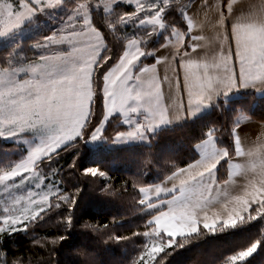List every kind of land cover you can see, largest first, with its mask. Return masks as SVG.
<instances>
[{"label":"trees","instance_id":"obj_1","mask_svg":"<svg viewBox=\"0 0 264 264\" xmlns=\"http://www.w3.org/2000/svg\"><path fill=\"white\" fill-rule=\"evenodd\" d=\"M194 1L170 0L164 13L165 29L158 25L141 26L139 20L153 10L139 12L124 2L114 5L108 14L101 7L100 0L66 2L71 7L76 3L91 4V21L102 34L105 44L93 75L92 115L77 140L56 151L51 159L45 158L38 163L44 177L54 175L58 179L61 192L51 199L45 212L26 224V230L24 225L20 230L0 235V264L5 259L7 264H133L143 245L149 242L143 232L150 231L148 221L154 216H143L146 206L139 203L142 199L139 189L160 185L172 172L200 160L196 145L207 138L205 134L209 129L215 130L217 146L229 152L218 169V180H225L227 164L235 155L232 130L236 121L242 116L264 122V97L253 92H244L230 100L220 99L208 114L150 132L148 144L110 148L114 137L128 128L122 124L120 116L114 115L104 127L100 137L102 145L89 146V130L99 126L105 117L106 104L102 95L105 76L121 61L129 41L147 40L146 44L140 45L141 50L155 52V56L142 57L138 66L154 63L156 53L173 37V29L187 32L185 13ZM223 2L227 4V0ZM117 14L131 19L118 24L113 31L109 25L117 21ZM44 38L43 34H37L13 45H3L0 48V69H14L34 62L49 51L34 47ZM25 155L22 145L0 136V174L22 161ZM88 168H99L106 176L85 175L84 170ZM59 194L73 196L75 205L69 208L62 203L60 208H55ZM255 207L252 215H257ZM69 215L71 225L65 223ZM242 215L245 221L241 223L237 219L235 227L223 228L220 223L215 231H209L200 225L198 234L177 237V244L166 248L157 257L156 264H231L229 257L257 241L256 251L238 264H264V215L254 220L247 219L248 213ZM60 236L66 239L54 244L53 241ZM117 236L123 239H115Z\"/></svg>","mask_w":264,"mask_h":264},{"label":"snow or ice","instance_id":"obj_2","mask_svg":"<svg viewBox=\"0 0 264 264\" xmlns=\"http://www.w3.org/2000/svg\"><path fill=\"white\" fill-rule=\"evenodd\" d=\"M118 0H106L104 10L107 11L109 7H113L114 3ZM62 3V0H19V8L24 9L25 12L14 10L11 3L0 5L3 11H0V17L6 16L7 20L0 19V23L6 24L5 30H0V36L16 28L21 22L35 14L38 7H52ZM138 3V0H137ZM170 0H159L158 3L150 5L152 12H149L144 18L139 20L140 24H153L159 25L161 29L166 28L164 13L169 7ZM89 5L85 3H76L74 6V15L69 17V24L74 19H80L83 17V26L79 32L72 30L69 32L67 37H60L57 39L55 34L51 37L46 38V43L37 45V47H47L52 43H65L73 45V51L65 57H60L56 62L48 65L52 70L51 74H55L57 70L64 71H75L77 61H88L90 59H96L100 56L96 54L89 41V46L86 49H77L73 41L78 37H87L90 34L100 38L99 31L92 26L89 18L87 9ZM99 7V5H97ZM143 5L138 3V8L143 10ZM130 17L126 18L123 15L117 14V21L112 22L109 27L115 31L118 24L126 23ZM224 23V21L222 20ZM192 22L189 21V30L191 29ZM240 27L256 29V25H241ZM237 32V26L233 25V34ZM259 33L264 36V25L259 26ZM173 34H176V30L173 29ZM192 41H199L202 39L201 36H190ZM227 39V37H225ZM147 40L141 41L132 39L129 41V45L135 49V51H125L121 56V61L112 69L110 73L105 76V81L109 79V75L114 74L116 100L113 102L115 106L108 108L105 112L104 120L100 122L99 126L90 129V136L92 140H96L102 135V128L104 122L113 113L119 112L125 117V122H131L129 117L130 113L143 112L144 122L136 123L135 127L127 133H119L116 136L117 140H128L133 138H143L146 131H153L155 127L169 122L168 108L162 106L161 101L163 100V93L161 91V82L158 78L154 77L151 80L144 81L141 79V75H133V68L136 67V62L145 56H155V52L143 51L140 45L146 44ZM166 46V45H165ZM193 52L196 51L199 45H190ZM188 55V53H185ZM235 58V59H234ZM45 59V57H42ZM107 59H111L108 57ZM238 60L239 68L237 71L235 61ZM107 62V60L105 61ZM161 61L156 58V64ZM95 65V64H93ZM92 65V67H93ZM186 68L185 77L183 84L179 81L175 83V89L181 96L177 103V111L183 105V93L187 94V104L189 106H196L195 110H199L200 105L209 104L217 95L223 93L227 95L228 92L239 85H252L256 87H264V41L258 46V48L250 47L245 42L241 41L237 36V44L235 53L229 51L227 54L222 53L219 59L214 60L212 63H203L192 65L189 62L187 65H182ZM156 65H151V69L148 66L141 67L139 72L146 73L150 70L154 71ZM195 67L202 69L198 74L197 72L191 71ZM215 69L222 71L223 77L218 78L211 75L210 70ZM168 80V77L164 78ZM135 81V86L129 90V85ZM171 83V81L169 82ZM139 89V91H137ZM106 91V90H105ZM104 93H102L103 95ZM134 95V98L139 101L137 107H133L128 110L122 106V101L129 96ZM111 98V96H110ZM92 105L89 102L87 112L83 110L73 112L69 117H65L63 112L46 111L41 110L34 112L31 117L27 119L29 125L40 124L45 127L54 129V132L49 137V143L43 148H37L31 151L29 155L22 161L16 163L10 170L0 174V183H4L13 180L16 177H24L29 179L30 177H38L40 183L44 182V177L36 171L38 168L39 161L48 157L51 159V154L56 152L62 145L67 144L69 141H73L78 136H81L83 129L88 123V116L92 115ZM69 123H65V120ZM240 126L239 119L236 121V127L233 128L234 146L236 156L247 155L241 147V140L238 135V129ZM214 129H209L205 136L207 137L202 141V144H197V149H201V156L210 162L204 164V171L193 174L185 168H179L177 171L172 172L167 177V182H171L170 188H162L160 185H155L150 188H140L139 192L144 195V198L140 199L139 203L142 206H146L148 209L160 208L161 206H167V211L161 210L158 214L154 215L152 219L148 221L150 231L143 232V236L148 238L149 242L143 245V250L133 264H156L157 257L161 253L165 252L166 248L170 249L177 244V237H190L193 234H198L200 231L201 218L200 213H203V228L209 231H215L216 225L221 223L223 228L235 227L237 219L241 223L245 221V217L240 213H248V220H254L260 215H264V174H261L259 178H254L249 181V187L245 189V195L247 199L240 200L236 197V200L242 205L239 212L233 210L229 213L228 218L220 220L218 217L211 219L209 218L206 206L209 203V197L204 196V192L209 194L212 192L211 184L204 185L202 180L207 174L210 178L213 177V170L217 167L219 160L217 157H228L229 152L227 149L216 150L214 141ZM211 146V151L209 150ZM251 154V153H248ZM214 161V162H213ZM201 166V161L197 160L195 164H189L188 169L196 168ZM237 167H240L237 165ZM55 171V170H53ZM30 174V175H26ZM85 175L92 177H105L106 173L101 171L99 168H88L84 170ZM179 181L177 184L176 181ZM258 185V186H257ZM39 188L40 184H36ZM202 189V190H198ZM149 192L154 193V196L159 199L161 193H165L171 196V199H159V203L153 202L152 196H149ZM47 202V195L42 197ZM59 202L55 203V208H60L62 203L73 207L76 203V199L73 196L59 194ZM36 203V201H33ZM253 205H255L254 212L257 215H252ZM44 207H40V212H45ZM39 213L33 214L31 217L25 215L24 221L29 219L35 220ZM72 217L69 215L65 218V223L71 225ZM3 223L9 224L12 231L17 230V226L21 223L18 218L5 217ZM223 228L221 230H223ZM26 230V224L25 228ZM4 229L0 228V232ZM165 237L167 239L165 240ZM66 239L64 236H60L53 243H60V241ZM120 240L123 237H115ZM259 246V241L253 243L244 251H240L237 255L229 257L231 264H238L251 256ZM179 247H184L183 244H179ZM162 262V261H161ZM3 264H7L6 259Z\"/></svg>","mask_w":264,"mask_h":264},{"label":"crops","instance_id":"obj_3","mask_svg":"<svg viewBox=\"0 0 264 264\" xmlns=\"http://www.w3.org/2000/svg\"><path fill=\"white\" fill-rule=\"evenodd\" d=\"M191 4V7L185 13L187 32H176V34L173 35L166 46L161 48L156 53L155 58H159L161 61L159 64H156L155 60L154 63L142 65V67L148 66L151 69V65L155 64V70H150L149 72L141 74L139 72L141 67L138 65L142 58L136 62V67L132 70L133 75H141V79L144 81L151 80L152 78L156 77L161 82V91L163 93V100L161 101V104L162 106L168 108L169 122L155 127L153 131H146L143 138H138L145 141H139L136 144L127 145H138L139 143L148 144V135L150 132H157L162 130V128L174 127L175 125H180L187 120L197 119L199 116L208 114L211 111V108L218 101H220V99L230 100L232 98L238 97L244 92H253L264 97V87L258 88L252 85L245 86L238 84L236 87L231 89L227 95L221 93L217 95L209 104L200 105L198 111L195 110L196 106H189L187 104V94L183 93V105L179 111H177V103L181 93L176 91L175 83L176 81H179L181 84H183L186 68L182 65H187L189 62H191L193 66L195 64L212 63L214 60L219 59V56L222 53L227 54L229 51L235 53L237 36H239L241 41L254 48H258L261 42L264 41V36H261L259 33V26L264 25V0H227L226 5H224L223 0H195ZM189 21L192 22L190 30ZM233 25L237 26V32L235 35L233 34ZM241 25H256L257 27L256 29H252L240 27ZM190 36H201L202 39L199 41H192ZM225 37H227V39H225ZM174 38L178 40L180 45L175 47L173 46L175 40ZM192 44L199 45L195 52H193L190 47ZM127 51H135V49L129 46ZM185 53H188V55H185ZM235 63L238 71V60H236ZM191 71L202 74L200 72L203 70L193 67ZM210 73L214 77H223L222 71L211 69ZM165 77H168V80H165ZM170 81L171 83H169ZM68 82L70 85L73 83L70 79ZM114 85V74L109 75L108 81H105L103 91L106 104L105 112L108 108L120 106L114 105L113 103L116 100V95H114L116 89ZM134 86L135 81H133V83L128 86L129 90H131V88ZM71 89L72 87L70 86L69 93L64 94L62 102H75L77 106L78 100L80 99L79 93L82 88L78 94L76 91L73 92V95L70 94ZM137 91H139V89H137ZM91 100L92 99H89L88 103L91 102ZM138 105L139 101L134 98V95H131L122 101V106L126 107L128 110L133 107H137ZM114 115L121 117L122 124L125 127H128L126 132L133 129L136 123L144 122L143 112L130 113L129 117L131 118V122H125V117L119 112H116L110 115L104 122L102 133L107 122ZM239 121L240 126L238 129V135L241 140V147L247 155L238 157L235 154L234 158L229 160L226 167L227 177L224 181L218 180V169L220 164L225 159H227V157H217L219 163L213 170V177L210 178L207 174H205L202 180V184H211L212 186V192L210 194L208 192H204V196L209 197V203L206 206L205 211H207L210 220L217 217L220 220H225L228 218L229 213L233 212V210L239 212L242 205L236 200V197H239L240 200L250 198L245 195L246 188H248L249 191L251 190L249 187V181H254V178H259L261 174H264V122H256L250 120L248 117L242 116L239 117ZM39 127L41 129L43 128V126L40 124ZM0 135L3 137L2 134ZM116 136L114 137L111 144L115 143ZM17 138L18 137L15 139ZM78 138L79 136L75 140ZM3 139L7 140L10 138L3 137ZM75 140L68 144L73 143ZM214 143L216 145V150H221V148L217 146V140L214 139ZM199 144H202V142ZM118 147L124 146L118 145ZM199 159L201 161V166H197L193 169H188V167H186L185 169L193 174H196L205 170L203 167L204 164H209L210 166V162L202 158V156H200ZM237 165L240 167H237ZM165 184L166 186H170L167 180L160 184V186L164 187ZM153 202L159 203V200H154ZM240 214L242 215L244 213ZM202 217L203 213H200L201 224L203 225Z\"/></svg>","mask_w":264,"mask_h":264},{"label":"rangeland","instance_id":"obj_4","mask_svg":"<svg viewBox=\"0 0 264 264\" xmlns=\"http://www.w3.org/2000/svg\"><path fill=\"white\" fill-rule=\"evenodd\" d=\"M67 1L68 0H62V3L52 7H38L34 15L24 19L19 26L0 36V48L6 43L8 45H13L14 42L25 40L28 37H35L37 34H43L45 36L44 41L38 44L42 45L46 43L45 39L51 37L53 34H55L57 39H60V37H67L72 30L79 32L83 26V17L81 16L80 19H74L71 24H69L68 18L74 15V6H69L66 3ZM119 2L133 5L139 12H144L152 11L150 5L158 3L159 0H138V3L144 6L143 10L138 8L137 0H118L114 5ZM6 3H11L14 10L25 12V15L27 16L26 11L19 8V0H0V5ZM83 3L89 5L87 12L91 20V4L89 2ZM105 3L106 0H100V5L103 9L105 8ZM113 7L110 6L105 12L107 14L112 12ZM0 11H3V9L0 8ZM0 19L7 20V17L2 16ZM144 25L156 26L149 23H145ZM144 25L141 24V26ZM5 28L6 24L0 23V30H5ZM174 39L173 46L180 45L178 40L176 38ZM89 41L96 54H98L100 50L101 56V53L105 49L101 33L100 38L90 34L87 37L76 38L73 43L77 49H86L89 46ZM129 46L130 45H128L127 50ZM41 48H47L49 51L35 59L34 62L16 66L14 69H0V134L5 138H10L7 140L22 145L26 150V157L31 151H34L37 148L43 149L49 143V137L54 132V129L45 126L41 129L39 124L29 125L26 122L27 119L31 117L34 112L41 110L63 112L66 118L75 111L83 110L86 112L89 99L93 100L94 97L93 75L96 70L95 66L100 59L99 56L97 57V61L96 59H90L84 62L77 61L75 71L57 70L53 75L51 74L52 70L47 66L56 62L58 58L65 57L72 52L73 45H70L67 42L52 43L47 47ZM55 48H57V50H55ZM42 57H45V59H42ZM94 63L95 65H93ZM69 79L73 82L71 85L68 82ZM70 86L72 87L70 93L72 95L75 91L78 94L82 88L79 93L80 99L78 100L77 106L75 102H62L64 94L69 93ZM92 100L90 103H92ZM65 123L67 124L69 121L66 119ZM16 137L18 138L15 139ZM214 139L217 140L216 137H214ZM139 141L145 140L138 138L128 139L126 141L123 139H116L115 143L110 144L109 147L114 149L115 147H118V145L126 146L127 144H136ZM70 142L71 141L67 142V144ZM67 144L62 145L60 148ZM101 145L102 140L100 137L96 140L91 139V142L89 143V146L92 148ZM209 149H211V146H209ZM196 150L197 153L200 154L202 148H196ZM45 158L48 157L42 158L39 163ZM36 171L41 174L38 168ZM176 183L178 184L179 181L177 180ZM36 184H40V187L37 188ZM166 184L162 188H170L172 186L171 182H169L170 186H166ZM60 192V182L54 175L44 177L43 183H40L38 177H30L29 179L16 177L13 180L0 183V228L4 229V231L0 232V235L13 232L9 224L3 223L5 217L18 218L21 223L17 226V230H20L25 224L34 221L31 219L24 221L23 218L25 215L29 217L35 213H39L40 215V207H44L47 210L51 205V199L56 197ZM45 195H47V202L42 199ZM149 196H152L153 201L159 199H171V196L165 193H161L159 199H157L154 196V193L151 192H149ZM33 201H36V203H33ZM145 210L143 216L155 215V213L158 214L161 210L167 211V206L152 209L147 208ZM200 225L203 226L202 224Z\"/></svg>","mask_w":264,"mask_h":264}]
</instances>
